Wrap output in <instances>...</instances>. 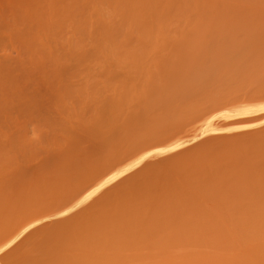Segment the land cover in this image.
<instances>
[{"label":"rangeland","instance_id":"obj_1","mask_svg":"<svg viewBox=\"0 0 264 264\" xmlns=\"http://www.w3.org/2000/svg\"><path fill=\"white\" fill-rule=\"evenodd\" d=\"M70 1L73 21L58 20L56 12L60 11L52 7V20H48L51 14H47L44 19L47 29L41 28L46 37L43 40L52 48L49 73L41 72L38 63H20V59L25 61L23 56L19 57L22 46L18 48L14 31L0 17V147L3 152L9 151V157L20 152L23 155L25 148L22 146V152L19 142L24 145L27 135L28 140L35 142L30 147L27 141L29 146L24 157L15 154L13 162L30 161L26 166L29 164L31 168L44 160L52 166V171L60 174L62 169L64 177H68L80 174L86 163L100 164L99 168L128 164L131 172L127 173L126 180L131 173L134 177L138 175V182L153 192V199L161 205V213L167 216L171 233L177 237L166 260L162 249L150 246L133 253L120 251L116 255L119 261L128 257L130 264H136L147 256L155 259L156 264H255V255L264 246V230L252 232L260 191L254 183L258 181L254 182V178L231 165L219 174L214 172V181L197 171L186 180H176L158 173L162 169L155 168V164L164 155L175 157L189 151L194 141L204 146L206 142L215 143L220 136L248 135L264 129V30L255 32L260 16L256 21L251 18L254 23H240L249 21L248 12V15L255 13L251 14L253 18L257 12L263 13L262 8L257 11L263 1L260 5V0H249L254 4L247 0H226L233 1V6L232 2H226L227 8L235 4V9L230 10H236V19L229 17L230 14L225 16L227 10L220 9L224 0H213V4L208 0L212 4L211 19L222 24L221 30L225 28L232 34L221 35L225 30L216 34V25L205 24L207 19L203 26L199 21L190 23L195 14L188 13L190 19L185 17L190 21L185 26L191 27L193 23L202 35H194L193 30L187 39L179 40L175 37L179 24L170 23V27L163 22L166 28L155 34L159 28L156 30V25L149 20L155 8L144 4L145 0H62V6ZM162 2L167 4L166 8L168 4L172 6L168 11H173L174 18L178 14L175 4L168 0ZM189 4V9L202 15V4ZM256 4L259 7L255 8ZM248 6L250 9L245 8ZM238 19H241L240 25L235 22ZM48 21L52 22L51 27ZM33 25L30 31L36 33L35 29L38 31L40 27ZM26 26H20L19 31L26 33ZM211 31L215 36L210 35ZM167 33L173 38L170 41L169 35L165 37ZM179 41L184 48L178 46ZM51 138L52 158L46 153L49 149L46 144ZM158 153L162 154L157 156ZM31 154H35L33 159ZM142 156L146 159L141 160ZM15 171L12 175L18 181L24 170ZM243 180H247L254 195L248 200L242 201L235 188L224 191L232 184L238 188ZM204 190L215 191L214 199L203 194ZM169 192H176L178 202L184 206L204 210L197 226H186L182 232L177 229ZM218 209L221 217L216 220ZM244 210L248 217L239 219L242 221L239 225H231L237 223L238 215ZM165 241L166 238L161 248L166 245Z\"/></svg>","mask_w":264,"mask_h":264},{"label":"bare ground","instance_id":"obj_2","mask_svg":"<svg viewBox=\"0 0 264 264\" xmlns=\"http://www.w3.org/2000/svg\"><path fill=\"white\" fill-rule=\"evenodd\" d=\"M160 1H144V4L147 5L148 3L147 6L151 5L150 7L155 8L154 16H152L153 18L155 16L158 18L155 17L153 21L152 16L150 17L149 15V20L156 25V30L159 28L155 31L156 35L163 32L161 30L166 28L163 22H167L170 27L171 24H173L172 26H175L174 24H179L176 25V27L179 28L175 36L177 39H183V37L187 39L193 30L194 32L195 30H199L193 23L191 27L185 26V22L188 24L190 20V23L192 20H194V22L199 21L198 24L205 23L206 21L208 23L206 22L205 24H213L212 22H214L216 28L217 25L219 26L217 30L220 28V31H217L215 28L214 31L216 34L224 30L225 33H220L221 35L226 34V32L227 34H232L231 31L229 32V30L225 28L221 30L222 24H218L217 21H215L216 19H211L210 10L212 7L210 6L215 2L213 0H209L212 4L208 0H168V2L175 4L178 10V12L176 11L178 14H176L174 18L172 17L173 11H168L170 10L168 7L171 8L172 6L168 4L166 8L165 6L167 4L162 5L163 2L162 0ZM224 1H219L218 3H222L219 5L220 9L222 7V10H227L225 13L228 14L224 15L228 16L230 14L229 17L232 16L237 19L236 16H238V13L236 10H230H233V8L235 9V4L233 8H227L229 4L226 2L230 4L232 2L231 6H233V1ZM247 1L255 2V0ZM260 1V5L263 1L261 7H259V1H256L259 6L257 4V6H254L255 8L259 7L257 11L261 10L260 8H262L261 11L264 10V0ZM71 3L70 1L63 7L62 0H58L54 3H52V0H0L1 21L4 24L8 23L7 26H9V28L11 27L10 29H12V32L14 31L15 36H13L19 41L18 48L20 49V45L22 46V50L20 49L19 51V53L22 51V55L19 54V57L23 56V60L25 61L22 62V59H20V63L27 62L30 65L38 63L41 72H48V64H50L48 61L52 59V54L50 52L52 48L47 40V42L43 40L46 37H43L44 32H42V29H47L44 19H47L45 17L47 14H51V18L49 17L48 20H52L53 7V9L58 8L60 11L56 12L58 13V20L68 18L69 21H73V8ZM189 3H193L195 6L202 4L205 9H203L202 15L196 14L198 12L193 11L192 8L189 9ZM250 6L252 7L253 5ZM248 7L245 8L250 9V7ZM44 9L47 11L45 10L46 12H44ZM163 9L165 11H163ZM247 9H245V11ZM159 10L161 12L160 16L158 15ZM190 10L193 12H189ZM156 11L158 13H155ZM167 12H169L168 14L171 13L170 16L167 14L169 18L166 17ZM182 12H186L187 14L185 13L186 15L183 16ZM188 13L191 15L194 13L195 15H192L193 17L191 16L192 19H190V14ZM232 13L234 15H231ZM248 13V22L245 21L246 23H244L241 19L235 20V22L239 25L240 23L246 25L250 24L251 21V23H254V21L259 18L258 16H260L256 22L255 29L257 30H254L257 33L260 28L264 30V24H260L264 22V11L263 13L260 12V15L257 12L256 18H253V15H255L254 12L250 13V15H248ZM49 15H47V17ZM205 15L206 17L204 18ZM199 16L203 17L198 19ZM261 16L263 18H261ZM181 17L183 19H180ZM234 18H232V21ZM183 20L185 21L182 22ZM238 21L241 22L239 23ZM48 22L50 23V21ZM160 23L163 24L161 25ZM33 24L37 25L35 28L40 27L38 31L35 29L36 33H40L36 34L34 31H30L34 29L32 28ZM51 24L52 22L48 26L51 27ZM159 24L161 27H159ZM198 24L196 23V25ZM25 25L28 27L26 28L27 32H20L19 27ZM35 25H33V27ZM202 26H199L201 31H203L201 28ZM14 27H16L18 32ZM29 27L32 29H29ZM45 29H43V31H45ZM182 30H184V32ZM171 32H173V30H171ZM194 32V35L197 33V35H199L200 31ZM177 33H179V35H177ZM211 33L212 31L210 35ZM257 33L256 36L258 35ZM166 36H168V38ZM165 37L170 41L169 39L171 36L169 33H167ZM206 38L207 34L205 39ZM183 41L184 40H182V42ZM180 42L181 41H179V43ZM182 42L178 44V46L180 45L184 48ZM21 70L19 71L22 73L23 71ZM23 136L20 140L23 139ZM28 138L29 137L26 135L24 140L26 143L29 141L28 144L30 145L32 140H28ZM34 139L35 137L33 140ZM39 140L40 139H38V141ZM47 142L48 145L46 144V146H48L49 149L46 148V153L48 152L47 155L51 154L49 155L51 157L52 138ZM26 143L23 145L19 142L21 148L22 146L25 148V153L26 148L29 146ZM20 146H18V148L21 150ZM24 148H22V152ZM5 152L6 149H4L3 152L0 147V249H3L0 251V264H130L128 257L127 259L119 261L120 259L116 258V255L120 251L133 253L139 249L145 250L150 246L162 249V257H164L165 260L169 257V248L177 235L171 233L172 231L167 221V216L161 213V205L153 199V192L144 188L142 184L138 182V175L134 177L135 175L132 176L131 173V177L128 178L129 180H126L127 173L129 171L131 172L128 164L122 165L116 163L110 167L99 168L100 164L89 166L86 163L85 169L80 174L64 177L62 169L59 170L60 174L52 171V166L47 161L41 160L38 166L31 168L29 164L26 166L30 161H24L25 163L13 162L16 159V155H21V152L16 154L12 151L14 154L11 152V154H13L11 156L14 157L8 156L10 155L8 154L10 153L9 151L8 153L6 152L7 154H5ZM25 153H22L23 155H21V157H24ZM161 154L158 153L157 156ZM34 156L35 154H31L30 158H34ZM164 157L165 158H161V161L158 160V165L155 164V168L162 169L159 170L158 173H162L163 176L166 177L170 175L176 180H186L193 172L197 171L201 176L214 181L216 178L214 172L219 174L221 170L229 165L235 167L249 177L254 178V182L258 181L254 183V186L260 191L257 196L258 203L254 209L256 219L252 232H261L264 230V129L257 130L248 135H232L231 137L220 136L215 143L212 141L206 142L204 146H200L199 141H194V146H192L189 151H183V153L175 157H168V155H164ZM19 169H23L24 172L22 174L23 176H21L22 178L17 181L15 178L16 176L12 175V173L14 174V170L17 171ZM125 169H128V171H125ZM118 173L123 174L117 175ZM150 175L151 174H149V176ZM12 176H14L16 180L12 178ZM113 176H115V179L109 180V178ZM105 181H109V183L105 184ZM245 181L247 180L241 181L242 183L238 188L232 184L229 189L224 191L235 188L237 196L242 201H246L249 197L254 195L253 192L250 191L248 183ZM101 185L104 186L101 187ZM96 189L99 190L95 191ZM90 193H92L91 196L89 195ZM202 193L214 199L215 191L210 192L204 190ZM167 195L174 203L173 208L175 211L173 214L175 218L173 222L179 226L177 229L180 230V232H182L186 226L195 227L197 223L201 222L200 216L203 215L204 210L202 211L184 206L182 203L178 202L179 196L176 192H169ZM86 197L87 199H85ZM62 212L68 214L61 215ZM220 217L221 210L218 209L215 213V219L217 220ZM247 217L248 213L244 210L238 215L237 223L231 225H239L242 222H239V219H246ZM25 229L28 230L25 231ZM165 238L166 245L161 248L160 244ZM255 256V264H264L263 245L260 246ZM136 264H156V261L155 259L151 260L147 256H144L139 259Z\"/></svg>","mask_w":264,"mask_h":264},{"label":"snow or ice","instance_id":"obj_3","mask_svg":"<svg viewBox=\"0 0 264 264\" xmlns=\"http://www.w3.org/2000/svg\"><path fill=\"white\" fill-rule=\"evenodd\" d=\"M147 155H151V153H147ZM143 159H146V156H142L141 157V160H143ZM137 163H139V161H137ZM125 171H128V169H125ZM123 173H118L117 175H122ZM113 179H115V176H113V177H110L109 178V180H113ZM105 184H107V183H109V181H105L104 182ZM104 185H101V187H103ZM99 189H96L95 191H98ZM90 196L92 195V193H90L89 194ZM85 199H87V197L85 198ZM82 203V202H81ZM68 213H64V212H62L61 213V215H67ZM28 229H25V231H27ZM14 243V242H13ZM3 249H0V251H2Z\"/></svg>","mask_w":264,"mask_h":264}]
</instances>
